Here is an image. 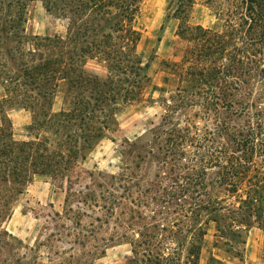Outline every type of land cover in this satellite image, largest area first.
<instances>
[{"label": "trees", "instance_id": "obj_1", "mask_svg": "<svg viewBox=\"0 0 264 264\" xmlns=\"http://www.w3.org/2000/svg\"><path fill=\"white\" fill-rule=\"evenodd\" d=\"M31 1L0 0V264H44L39 247L4 226L37 175L64 192L60 211L36 213L46 234L38 245L56 264H91L114 242L129 243L127 264H198L210 225L225 238L241 226L264 230V0H224L219 30L188 25L192 0H179L184 46L164 63L173 83L159 89L162 124L148 145L125 139L135 165L118 173L84 162L116 129L120 105L151 86L138 51L142 0H41L67 24L63 35L43 36L26 32ZM89 59L106 73L86 72ZM60 84L64 106L53 111ZM11 108L31 114L25 138L14 136ZM147 156L155 173L143 185ZM214 263L226 264L209 256Z\"/></svg>", "mask_w": 264, "mask_h": 264}, {"label": "rangeland", "instance_id": "obj_2", "mask_svg": "<svg viewBox=\"0 0 264 264\" xmlns=\"http://www.w3.org/2000/svg\"><path fill=\"white\" fill-rule=\"evenodd\" d=\"M179 3V0H142L136 20V25L142 33L138 51L143 59L149 62L147 74L151 79V86L144 94L143 100L120 105L115 115L116 129L101 139L88 154L84 162L86 168L105 173H118L126 166L133 167L135 160L123 151L126 147L125 139L138 140L140 144L148 145L153 132L162 124L165 111L159 101L162 93L159 89H170L173 83L169 80L172 76L166 72L164 63L179 59L184 46V42L176 34L180 23V19L175 17ZM224 8V0H192L186 22L191 26L200 24L206 28L219 30L223 25L221 17ZM66 25V20L47 12L41 0H34L28 4L25 27L29 36L63 35ZM84 68L90 74L106 73L105 65L95 59L87 60ZM1 93L0 88V95ZM149 95L152 99L148 98ZM64 97L65 86L60 84L53 97V111H58L64 106ZM6 113L12 122L14 136L18 139L25 138V127L31 120L30 112L11 108ZM154 173L155 165L151 157L147 156L140 161L139 177L143 185L152 183ZM63 199L64 192L53 186L48 177L34 176L18 197L11 216L4 223L6 229L26 247L40 248V261L44 264H56L58 258H52L53 250L49 251L46 247L38 245L46 234L43 231L42 218L37 214L50 208L49 204L54 210L60 211ZM227 201H233V198H228ZM99 230L98 237H107L110 233L109 230ZM239 230L241 231L238 236L227 234L226 238L219 237L218 230L210 225L202 243L198 264H208L211 255L226 264H248V261L254 262L260 257L263 259V251L257 243L264 239V230L256 225L248 228L241 226ZM61 249H67V245ZM23 250L27 257L31 254L26 248L21 249ZM47 250L49 259L45 256ZM129 256V243L114 242L106 247L104 255L94 259L91 264H127ZM51 258L53 260H50Z\"/></svg>", "mask_w": 264, "mask_h": 264}, {"label": "crops", "instance_id": "obj_3", "mask_svg": "<svg viewBox=\"0 0 264 264\" xmlns=\"http://www.w3.org/2000/svg\"><path fill=\"white\" fill-rule=\"evenodd\" d=\"M257 245H259L260 250L263 251V255H264V239L258 241ZM256 246V245H255ZM247 264V263H246ZM248 264H264V257L262 259V257H260V259H257L254 262H250L248 261Z\"/></svg>", "mask_w": 264, "mask_h": 264}]
</instances>
